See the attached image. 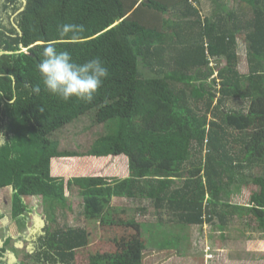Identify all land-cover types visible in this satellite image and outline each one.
Returning <instances> with one entry per match:
<instances>
[{
	"label": "trees",
	"instance_id": "trees-1",
	"mask_svg": "<svg viewBox=\"0 0 264 264\" xmlns=\"http://www.w3.org/2000/svg\"><path fill=\"white\" fill-rule=\"evenodd\" d=\"M237 1L241 11L219 4L203 19L199 0H0V189L12 188V217L20 226L30 209L26 197L41 195L49 218L30 257L79 264L87 248L89 264H146L143 224L115 207L114 198L153 202L174 229L218 219L223 231L231 216L248 215L264 236V0ZM170 6L185 19L166 20ZM62 24L84 31L75 40L61 36ZM243 35L247 73L238 69ZM49 44L78 63L102 60L109 74L91 102L64 101L44 88L37 66ZM213 59L226 65L217 70ZM234 98L248 100V109L226 107ZM92 112L109 131L84 154L61 150L53 135ZM123 154L128 177L52 174L55 157ZM244 184L258 187L250 204L228 202ZM76 188L88 220L116 227L108 261L90 248L86 227L51 229L54 209L70 207L67 190ZM165 237V247L182 244L177 233ZM6 251L0 249V264H9Z\"/></svg>",
	"mask_w": 264,
	"mask_h": 264
},
{
	"label": "rangeland",
	"instance_id": "rangeland-1",
	"mask_svg": "<svg viewBox=\"0 0 264 264\" xmlns=\"http://www.w3.org/2000/svg\"><path fill=\"white\" fill-rule=\"evenodd\" d=\"M224 5L228 10L241 11L242 3L237 0H199L198 6L201 16L211 17L213 8L217 5ZM246 5V4H244ZM163 17L166 20L185 19L182 15H178V9L173 6L169 7ZM183 10V5L180 6ZM244 11V10H243ZM250 11V10H249ZM248 11V12H249ZM252 16V11L249 12ZM170 41V40H169ZM239 66L241 73L248 72L247 43L245 35L239 38ZM226 65V61L212 60V66L218 70L219 66ZM216 72L215 76H217ZM211 81V78H210ZM220 94H218V98ZM217 98V100H218ZM217 103V102H216ZM199 106L204 107V103L200 102ZM226 107L231 109H248L249 101L243 99H230ZM94 114V115H92ZM93 116L95 113H88L81 118L65 125L55 135L61 150H71L79 153L88 151L94 141L109 131L110 125L98 124ZM52 167L57 170L54 173H60L66 179L72 176H105L111 177H128L130 175L129 160L125 155H110L105 157H94L83 155L80 157L59 158L52 161ZM261 168H257L259 172ZM54 175V174H53ZM180 185V183H178ZM258 190L256 185H243L228 198V202L233 205H249L253 195ZM12 188L0 189V247H6V259L9 264L20 261H26L29 264H44L33 256L35 243L37 238L45 233V227L49 226V218H47L46 205L41 195L26 197L29 210L26 217L21 221L20 226L12 217ZM258 192V191H257ZM70 198V207H56L54 211L58 214L57 222L50 221L51 229L55 227H86L91 234L92 242L90 248L99 250L105 260H110L116 249L109 244L114 241L117 236L116 227H108L100 225L97 220H88L84 216L83 198L79 189L73 191L67 190ZM113 205L121 209H126L129 217H135L142 225V238L147 242L148 256L145 260L146 264H264V236L255 230L257 223L248 215L231 216L226 230H221L215 222H206L204 225H192L186 227L185 230L180 228L174 229V222L165 217L159 219L157 210L153 202L143 199H126L114 198ZM120 213V211H119ZM119 216V215H116ZM162 223V226L158 225ZM251 224V226H250ZM167 231L168 237L162 235L161 229ZM252 228V229H250ZM254 228V229H253ZM176 233L181 236L182 244L179 248L170 245L163 246L164 237L172 240ZM12 236L10 242L5 245L6 240ZM251 235V237H250ZM84 253L80 255L82 259L79 264H89L90 251L86 248ZM89 253V255H87ZM263 253V254H262Z\"/></svg>",
	"mask_w": 264,
	"mask_h": 264
},
{
	"label": "clouds",
	"instance_id": "clouds-1",
	"mask_svg": "<svg viewBox=\"0 0 264 264\" xmlns=\"http://www.w3.org/2000/svg\"><path fill=\"white\" fill-rule=\"evenodd\" d=\"M58 31L61 36L71 34V38L75 40L84 31V26L62 24L58 26ZM37 67L44 88L64 101L76 97L91 102L109 74L99 57L78 63L69 51L58 50L53 44L43 49L42 59ZM34 91H40L39 85Z\"/></svg>",
	"mask_w": 264,
	"mask_h": 264
},
{
	"label": "crops",
	"instance_id": "crops-1",
	"mask_svg": "<svg viewBox=\"0 0 264 264\" xmlns=\"http://www.w3.org/2000/svg\"><path fill=\"white\" fill-rule=\"evenodd\" d=\"M123 155H125V154H123ZM107 157V156H106ZM125 157H128V156H126L125 155ZM54 159H59V157H55V158H53L52 159V161H54ZM128 160H129V158H128ZM55 172V169H54V167H52V174H54V176H61L60 175V173H54ZM58 172V171H57ZM64 177V176H63ZM70 178V177H69ZM1 229H0V233H1ZM261 243H263L264 244V242H263V240H261ZM4 247V246H3ZM2 247H0V249H1ZM263 250V252H264V249H262ZM263 254V253H262ZM5 256H6V253H5ZM0 258H1V256H0ZM20 261V260H19Z\"/></svg>",
	"mask_w": 264,
	"mask_h": 264
},
{
	"label": "water",
	"instance_id": "water-1",
	"mask_svg": "<svg viewBox=\"0 0 264 264\" xmlns=\"http://www.w3.org/2000/svg\"><path fill=\"white\" fill-rule=\"evenodd\" d=\"M26 1V0H25Z\"/></svg>",
	"mask_w": 264,
	"mask_h": 264
}]
</instances>
